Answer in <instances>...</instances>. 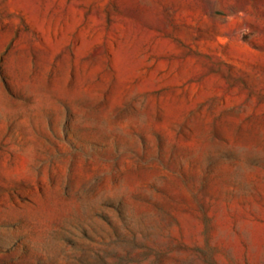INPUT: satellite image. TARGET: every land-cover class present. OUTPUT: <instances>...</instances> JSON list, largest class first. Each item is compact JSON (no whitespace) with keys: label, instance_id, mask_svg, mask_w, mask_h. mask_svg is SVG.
Returning <instances> with one entry per match:
<instances>
[{"label":"rangeland","instance_id":"1","mask_svg":"<svg viewBox=\"0 0 264 264\" xmlns=\"http://www.w3.org/2000/svg\"><path fill=\"white\" fill-rule=\"evenodd\" d=\"M0 264H264V0H0Z\"/></svg>","mask_w":264,"mask_h":264}]
</instances>
